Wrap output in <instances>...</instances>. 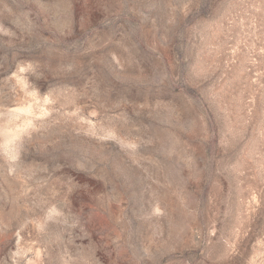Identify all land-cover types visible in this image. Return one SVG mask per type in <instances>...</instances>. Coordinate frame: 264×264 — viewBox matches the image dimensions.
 Instances as JSON below:
<instances>
[{
  "label": "rangeland",
  "instance_id": "374dc122",
  "mask_svg": "<svg viewBox=\"0 0 264 264\" xmlns=\"http://www.w3.org/2000/svg\"><path fill=\"white\" fill-rule=\"evenodd\" d=\"M0 264H264V0H0Z\"/></svg>",
  "mask_w": 264,
  "mask_h": 264
}]
</instances>
